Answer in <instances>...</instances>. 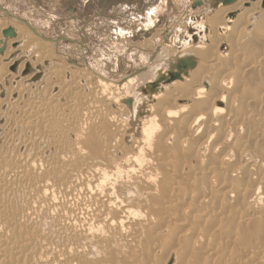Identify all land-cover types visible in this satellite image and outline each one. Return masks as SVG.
Listing matches in <instances>:
<instances>
[{"label": "bare ground", "instance_id": "bare-ground-1", "mask_svg": "<svg viewBox=\"0 0 264 264\" xmlns=\"http://www.w3.org/2000/svg\"><path fill=\"white\" fill-rule=\"evenodd\" d=\"M199 27L117 83L0 25V264H264V0Z\"/></svg>", "mask_w": 264, "mask_h": 264}, {"label": "rangeland", "instance_id": "rangeland-1", "mask_svg": "<svg viewBox=\"0 0 264 264\" xmlns=\"http://www.w3.org/2000/svg\"><path fill=\"white\" fill-rule=\"evenodd\" d=\"M213 10L209 0H0V25L19 27L45 41L55 63L122 83L130 74L152 67L156 57H166L172 48L204 40L203 34L191 35L201 32V20ZM149 27L157 31L152 44L142 46ZM32 50L41 52L36 46ZM44 224L47 228L49 219Z\"/></svg>", "mask_w": 264, "mask_h": 264}, {"label": "water", "instance_id": "water-1", "mask_svg": "<svg viewBox=\"0 0 264 264\" xmlns=\"http://www.w3.org/2000/svg\"><path fill=\"white\" fill-rule=\"evenodd\" d=\"M235 0H209V5L214 7L219 6L220 4L222 5H228L233 3ZM8 36H13V30L8 29L4 32ZM193 66V62L190 63L189 61L186 60H180V62L176 65L177 71H170L169 72V77L166 78L165 80L167 82H172L174 80L180 79L182 72L186 71L189 67Z\"/></svg>", "mask_w": 264, "mask_h": 264}]
</instances>
